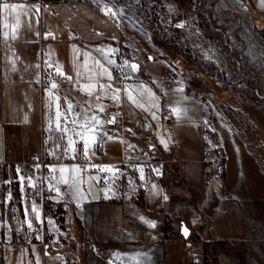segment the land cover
Returning a JSON list of instances; mask_svg holds the SVG:
<instances>
[{
    "label": "crops",
    "instance_id": "1",
    "mask_svg": "<svg viewBox=\"0 0 264 264\" xmlns=\"http://www.w3.org/2000/svg\"><path fill=\"white\" fill-rule=\"evenodd\" d=\"M14 1L39 11L30 27L16 28L12 39L0 40V256L5 244L6 254L15 246L30 244L16 227L24 217L21 201L23 197L39 198L41 182L37 174L56 162L79 165L83 173L89 166L87 171L97 177L102 187L98 199L75 206L79 232L72 245V239L66 236L65 264H97L100 251L96 249L105 252L106 264H166L168 258L171 264H178L181 254L173 247L179 242L164 239L165 217L153 213L162 199V176H153L158 167L167 163L188 182L195 197L192 205L176 203L174 207L177 217L185 220L191 230L185 240V264H264V168L232 127L222 122L218 126L210 124L223 152H210L201 143L199 156L187 161L185 156L162 154L156 144L149 147L148 154H142L151 137L168 135L172 140L178 135L201 138V134L193 117V124L181 125L185 130L180 125L173 127L174 108L160 103L158 98H162L164 89L165 95L168 90L173 92L172 99L179 91L161 79L141 78L138 63L135 62L138 70L133 72L134 61L126 60L124 81H113L112 67L119 49L107 36L113 35L116 19L121 33L131 37L121 22V11L109 5L112 12L106 14L91 0H0V4ZM5 45L11 47L9 72H4L2 62ZM57 67L64 76L57 74ZM50 79L57 83V89H51ZM131 83L147 85L144 87L151 89L152 96ZM88 85L94 87L86 88ZM49 91L55 94L51 98ZM5 94L10 102L6 115L1 106ZM56 97L60 98L61 127L67 122V135L56 128ZM67 102L73 105L71 114L67 112ZM166 113H170V119L164 116ZM93 116L101 121L100 132L107 135L98 134L95 143H89L87 156L80 137H74L78 143L73 158L71 150L64 151L68 137L73 135L74 125L70 122H91ZM113 118L115 122L108 123ZM6 121L14 128H30L27 132L13 131L11 146ZM98 142L102 150L96 154L92 145ZM145 156L156 161L151 165ZM219 157L221 166L224 160L223 176L217 173ZM186 162L190 164L184 166ZM145 168L153 169L150 172L154 175L141 188L132 187V172L141 175ZM47 197L49 216L61 226L67 210L57 209L62 203L60 198L53 194ZM254 223L259 226L255 228ZM254 231L263 239L257 244L258 250L251 237ZM34 240L40 241L36 235ZM50 241L53 240L49 239L48 244ZM54 244L61 246L59 241Z\"/></svg>",
    "mask_w": 264,
    "mask_h": 264
},
{
    "label": "rangeland",
    "instance_id": "2",
    "mask_svg": "<svg viewBox=\"0 0 264 264\" xmlns=\"http://www.w3.org/2000/svg\"><path fill=\"white\" fill-rule=\"evenodd\" d=\"M87 1L89 2V0ZM91 1L96 3L97 7L102 8L105 13L109 9V5H113L121 11V22L131 36L129 40L137 44L152 58L156 67L163 70V72L175 75L174 78L163 80L165 84H171L184 94L191 91L188 78L194 77V80L200 84L201 97L182 94L172 99L173 92L171 90L166 91V95L161 94L162 98L164 97L163 99L159 96L160 103L164 102L167 106L172 105L171 107L180 109L179 115L172 113L173 127L175 125L186 126L187 122L189 126L193 124L191 121L196 107L203 111L211 125L218 126L222 122L232 127L224 116L225 111L231 118H244L245 122H249L253 127L247 126L246 131L251 135L250 141L252 144L259 150L260 159L258 160L264 168V0H163L168 4L169 11L173 13L172 18L169 16L167 18V36L171 40L170 42L164 41L153 33L151 24L148 23L146 16L137 6H124L115 0ZM14 3L18 5L16 12H12L11 9L5 11L2 8L3 3L0 4L1 43L3 39L14 37L13 26L15 28L26 25L30 27L33 18L39 11L37 7L29 6L23 2L14 1ZM20 5L23 7H19ZM227 7L233 8L229 11L226 9ZM224 10H227V12L223 13ZM117 21L118 19H116L115 28L120 31ZM108 26L110 31L111 24L109 23ZM17 35H20V33H17ZM183 46L189 48L192 54L185 51ZM2 49L4 72H9V63L12 57L11 47L5 45ZM173 53L174 55L171 56ZM194 54L204 58L210 65H206L204 62L203 65L196 63V58H191ZM180 60V65H177ZM184 68L192 70L197 75L195 76L189 72L182 73L181 70ZM131 84L143 86L141 83ZM142 91L144 90L141 89ZM1 106L4 114H8L10 102L6 94L3 97ZM20 110L21 115L23 113L22 106ZM164 116L168 119L171 117L170 113H166ZM6 123L10 146L13 145V131V133L17 131L27 132L30 129L27 127L14 128L10 126L9 121H6ZM181 128L185 130V127ZM232 129L240 137L242 144L257 158V154L251 150L247 142L233 127ZM186 138L178 135V137L171 140L168 135H160L157 139L151 137L149 144L159 145L162 154H173L177 158L185 156L187 161H191L200 154L201 139L196 135L193 137L189 135ZM161 141H164V143H161ZM149 144H146L144 150H141L142 154L149 153ZM171 145H173V148ZM92 150L96 151L95 144L92 145ZM95 153L97 154L99 151ZM144 158L153 165L149 156ZM217 161V173L221 175L223 167V165L221 166V158L219 157ZM189 164L190 162H186L184 166ZM73 167L77 169L74 173L71 171L61 173L59 171L60 168L70 170ZM88 167L85 166L86 172L83 173L79 165L53 162L47 166L44 173L43 170L38 172L37 176L39 182H41V187L38 190L39 198L28 200L23 197L21 206L24 217L16 226L20 230V234L24 233L26 235L30 244H25V246L18 244L19 246H15L9 254H6L7 244L3 245V254L0 256L1 264H65L64 242L66 236L67 239H72V245L74 244L75 233L79 232L74 217L75 206L98 199L102 188L97 177L87 171ZM160 168L156 169L157 175L153 177L162 176L160 179L162 199L153 213L165 217L163 221L164 239H174L179 242L173 248L181 254L182 261L178 264H185L187 245L185 239L179 233V227L181 222H185L186 225L187 223L181 217H177L174 207L176 203L184 206L187 204L192 205L195 201L194 192L192 189L188 191L183 188L181 180L172 174L174 170L176 172V169L170 164ZM206 168H209L211 172L214 171V168L209 167V165H206ZM150 170L153 169H149L146 177L142 173L140 179L131 176V186L139 189L143 184L148 183L152 177L151 175H154ZM207 172L210 174L209 170ZM65 180L68 182L65 183ZM52 194L62 201L57 209L62 210L65 208L67 210V215L61 226L53 223V219L49 216L47 195ZM253 225L256 228L259 223ZM52 227L55 228L54 232H51ZM64 230L67 231L66 234L62 233ZM35 235L40 241L36 242L34 240ZM7 237L8 233L6 232L4 241ZM251 237L256 243L255 248L258 250L257 244L261 243L263 239L258 238L255 231ZM49 239L53 240L50 241V244H48ZM58 241L61 243L60 247L54 244ZM21 242L20 239L19 243L21 244ZM62 243L64 246H62ZM96 252H99L100 256L96 257L97 264H106L107 256L105 252L103 253L100 249H96ZM166 264H171L170 258L167 259Z\"/></svg>",
    "mask_w": 264,
    "mask_h": 264
},
{
    "label": "trees",
    "instance_id": "3",
    "mask_svg": "<svg viewBox=\"0 0 264 264\" xmlns=\"http://www.w3.org/2000/svg\"><path fill=\"white\" fill-rule=\"evenodd\" d=\"M119 4H122L124 6L128 5H135L138 8L142 10L144 15L147 18L148 23L151 24L153 33L158 36L159 38L163 39L164 41L170 42L171 40L167 36V18L173 17V13L169 11V6L166 2L163 0H115ZM85 2V1H84ZM179 17V16H178ZM108 41L119 49L118 55L123 56L130 61H134L138 63L139 65V75L141 78L146 79V80H151V78H157L161 80H166L168 78H174L175 75L172 73L168 72H163V70H160L156 65L153 64V59H150V57L133 41L129 40L127 37H125L120 31H118L114 27V33L113 35L109 34L107 36ZM184 50L192 54L189 48L184 47ZM184 51V52H185ZM177 52V50H176ZM186 53V52H185ZM171 54V56H173ZM188 56V55H187ZM189 57H191L189 55ZM195 57L196 58V63L202 64L203 62L207 65L210 63L207 62L204 58L198 55H193L191 58ZM203 65V64H202ZM182 73H191L193 75H197L195 72L188 68H184L181 70ZM189 83L191 84V91L186 92L184 94L183 92H179V95H190V96H195L201 97V87L200 84H198L195 80L194 77L188 78ZM167 87V86H166ZM165 95V89L163 93ZM198 107L195 108V113L193 115L194 121L198 125V129L200 130L201 134V143L204 145V147L208 148V151L213 152V151H222V147L220 145V142L217 138L216 133L212 128H210V122L209 120L205 117L203 114V111L200 110ZM225 111V110H224ZM224 116L227 120L228 123L232 125V127L238 132V134L247 142L251 150L257 154V158L260 159L259 156V150L257 147L252 144L250 141V133L246 131V127H252V125L249 122H245L244 118H231L230 115L224 112ZM253 128V127H252ZM255 130V129H254ZM149 147H152V145L149 144ZM150 149V148H149ZM156 159H152V162H155ZM164 164V163H163ZM167 164L163 165V168L166 167ZM222 165H224V160L222 161ZM224 168L222 167V176L224 174ZM149 169L145 168L143 170V175L146 177V174H148ZM165 172V171H164ZM176 177H178L181 180L183 188L187 189L188 191H191V188L187 184L186 180L182 177H180L176 172H172ZM132 176L140 179V175H136L132 172Z\"/></svg>",
    "mask_w": 264,
    "mask_h": 264
},
{
    "label": "snow or ice",
    "instance_id": "4",
    "mask_svg": "<svg viewBox=\"0 0 264 264\" xmlns=\"http://www.w3.org/2000/svg\"><path fill=\"white\" fill-rule=\"evenodd\" d=\"M19 7H23L22 5H20ZM2 8L3 10L7 11L9 9H11L12 12H16L17 8H18V5L16 3H3L2 4ZM109 12H112V9L109 8L107 9V12L106 14H108ZM114 14V13H113ZM15 26H13V34L15 33ZM7 36V33L5 34ZM152 59V58H150ZM131 69L133 72L137 71L138 70V65L137 64H132L131 65ZM56 72L58 75L60 76H64L65 74L60 70L59 67H57L56 69ZM110 75V74H109ZM67 79H71L70 77H66ZM50 83H51V89H57L58 88V85L57 83H55L54 81H51L50 79ZM94 87V85H88L86 86V88H92ZM101 87H104L103 85H101ZM110 87V86H109ZM144 91H147L149 93V96H152V93H151V90L150 89H147L145 88L144 86H141ZM55 94L52 92V91H49V96L50 98L53 97ZM129 99H133V101L135 102V99L132 97V96H129ZM59 100L60 98L59 97H56V128L57 130H59L60 132H62L64 135H67L68 134V128L66 126V123H65V126L64 127H61V120H62V113L60 111V103H59ZM155 106V105H153ZM103 109L101 108V111ZM171 111L176 114V115H179L180 113V109H171ZM67 112L68 113H73V105L71 102H67ZM90 121H85L83 124H78L76 120H72L70 123H72L74 125V128L72 129V132H73V135L72 136H69L68 137V143H67V147L64 149L65 153L68 152V150H71L72 154H73V158H75V155H76V145L78 143V141L76 139H74V137H80L81 141L83 142V147H84V154L85 156H87L88 154V146H89V143H95V137L99 134V135H107L106 133H101L100 132V125H101V121L93 116L90 118ZM114 118L113 120L111 121H108V123H114ZM76 128H79L80 130L79 131H76ZM109 139H111V137H109ZM161 143H164V141H161ZM167 145L165 144V147ZM101 170H106V169H101ZM110 170V169H108ZM53 171H55V169H53ZM59 171L61 173H64L66 171H71V172H76L77 169L75 167H73L72 169H65V168H60ZM23 177H21V180L23 181ZM74 179V178H73ZM65 183H67L68 181L65 180L64 181ZM166 199V197H165ZM35 210V209H34ZM150 226H154V225H150ZM185 235H187V229H185Z\"/></svg>",
    "mask_w": 264,
    "mask_h": 264
},
{
    "label": "built area",
    "instance_id": "5",
    "mask_svg": "<svg viewBox=\"0 0 264 264\" xmlns=\"http://www.w3.org/2000/svg\"><path fill=\"white\" fill-rule=\"evenodd\" d=\"M126 60L128 59L123 56L118 55L116 63L112 67V79L117 84L122 83L125 79L124 62ZM180 62L181 60L177 62V65H180ZM95 150L99 152L102 150V146L100 142L95 144Z\"/></svg>",
    "mask_w": 264,
    "mask_h": 264
},
{
    "label": "water",
    "instance_id": "6",
    "mask_svg": "<svg viewBox=\"0 0 264 264\" xmlns=\"http://www.w3.org/2000/svg\"><path fill=\"white\" fill-rule=\"evenodd\" d=\"M185 229H187V235H185ZM179 233L182 235L183 239L187 240L189 238L191 230L185 224V222H181L180 227H179Z\"/></svg>",
    "mask_w": 264,
    "mask_h": 264
}]
</instances>
